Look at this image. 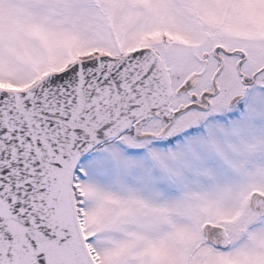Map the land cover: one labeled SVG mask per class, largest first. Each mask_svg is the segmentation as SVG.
Wrapping results in <instances>:
<instances>
[{"label":"snow or ice","instance_id":"6c2138e0","mask_svg":"<svg viewBox=\"0 0 264 264\" xmlns=\"http://www.w3.org/2000/svg\"><path fill=\"white\" fill-rule=\"evenodd\" d=\"M0 264H264V0H0Z\"/></svg>","mask_w":264,"mask_h":264}]
</instances>
